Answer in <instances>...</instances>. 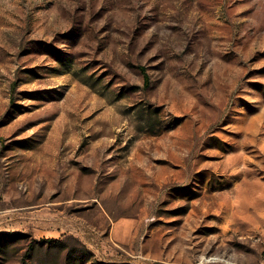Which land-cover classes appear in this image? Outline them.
I'll list each match as a JSON object with an SVG mask.
<instances>
[{"label": "rangeland", "instance_id": "374dc122", "mask_svg": "<svg viewBox=\"0 0 264 264\" xmlns=\"http://www.w3.org/2000/svg\"><path fill=\"white\" fill-rule=\"evenodd\" d=\"M0 264H264V0H0Z\"/></svg>", "mask_w": 264, "mask_h": 264}, {"label": "trees", "instance_id": "16d2710c", "mask_svg": "<svg viewBox=\"0 0 264 264\" xmlns=\"http://www.w3.org/2000/svg\"><path fill=\"white\" fill-rule=\"evenodd\" d=\"M140 70H141V72H142V74H143L144 86H147V85H148L147 75H146V73L144 72L143 67H140Z\"/></svg>", "mask_w": 264, "mask_h": 264}]
</instances>
